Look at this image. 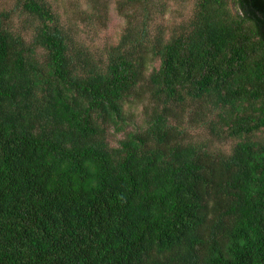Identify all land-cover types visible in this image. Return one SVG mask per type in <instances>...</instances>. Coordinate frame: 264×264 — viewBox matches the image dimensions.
<instances>
[{
  "label": "trees",
  "instance_id": "trees-1",
  "mask_svg": "<svg viewBox=\"0 0 264 264\" xmlns=\"http://www.w3.org/2000/svg\"><path fill=\"white\" fill-rule=\"evenodd\" d=\"M166 8L116 0L95 50L47 0L0 9V264H264V0H198L169 35Z\"/></svg>",
  "mask_w": 264,
  "mask_h": 264
},
{
  "label": "rangeland",
  "instance_id": "rangeland-1",
  "mask_svg": "<svg viewBox=\"0 0 264 264\" xmlns=\"http://www.w3.org/2000/svg\"><path fill=\"white\" fill-rule=\"evenodd\" d=\"M61 14L62 22L75 33L77 39L81 40L86 46L95 49H104V47L117 44L120 35L125 28V20L115 10L116 0H100L98 6L94 5L92 0H47ZM166 12L164 15L157 13L154 16V23L165 27L167 34H171L178 24L185 23L193 14L195 4L198 0H163ZM13 0H0V9L11 7ZM101 4V6H99ZM96 8V9H95ZM107 11V21L105 26L93 24L90 21L86 24L82 18L83 15L78 12L86 11L93 14L97 10ZM144 103H133L125 105V116L127 118L126 132H135L139 127H143L147 123L144 114ZM187 139L200 144H205L214 152L228 153L232 149L234 141L216 142L203 126H192L186 131ZM260 138L264 137V131L258 133ZM124 138V133H114L109 131L108 141L110 145L117 146L118 142Z\"/></svg>",
  "mask_w": 264,
  "mask_h": 264
}]
</instances>
